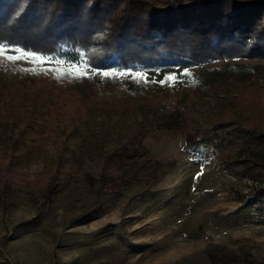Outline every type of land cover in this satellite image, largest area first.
<instances>
[{
    "label": "rangeland",
    "instance_id": "1",
    "mask_svg": "<svg viewBox=\"0 0 264 264\" xmlns=\"http://www.w3.org/2000/svg\"><path fill=\"white\" fill-rule=\"evenodd\" d=\"M149 1L163 6L174 0ZM0 54L23 67H43L44 77L64 74L80 87L122 82L137 100H151V109L89 111L72 130L65 128L66 117L28 112L42 108L37 86L4 99L0 264H214L208 255L213 246L236 253L233 264H264V197L256 194L264 178L243 172L250 170L241 164L248 150L217 153L206 146L200 154L186 146L194 127H183L181 115L152 122V103L176 99L224 121L232 134L238 127L264 133V58H213L198 65L162 60L133 71L97 69L18 45L0 44ZM234 63H250L252 74L243 67L246 80L230 79ZM146 114L152 124L143 159L151 176L99 193V181L88 182L90 176L135 168L112 150ZM20 120L34 130L13 123Z\"/></svg>",
    "mask_w": 264,
    "mask_h": 264
},
{
    "label": "trees",
    "instance_id": "2",
    "mask_svg": "<svg viewBox=\"0 0 264 264\" xmlns=\"http://www.w3.org/2000/svg\"><path fill=\"white\" fill-rule=\"evenodd\" d=\"M0 44L18 45L25 51L86 63L97 69L119 67L133 71L162 60L198 65L213 58H264V0H174L163 6L149 0H0ZM8 57L0 54V110H7L4 99L8 95L15 96L16 91L27 86L38 87V94L34 95L42 105L38 111L29 110L30 114L40 113L51 119L66 117L65 128L72 130L89 111L113 112L137 105L151 109V100L144 96L137 100L135 92L122 82H94L80 87L71 76L44 77L47 75L43 67H23ZM243 67L252 74L250 63H234L229 66V78L246 80ZM172 100L152 103V122H166L179 114L184 118L183 127H194L189 130L187 148L196 146L200 154L206 146L217 153L248 150V158L241 164L250 170L243 172L255 179L264 178L262 131L238 127L232 134L224 129V121H212V114L197 113L185 102ZM147 115L133 124L126 140L120 143L119 139L112 150L135 168H117L114 173L86 179L91 183L99 181V193H116L123 185L151 176L152 166L143 159V141L152 124ZM13 123L34 130L28 121ZM2 133L0 123V137ZM234 146L238 149H232ZM256 194L263 198L264 187L258 188ZM208 255L214 264L239 260L236 253L218 246L210 247Z\"/></svg>",
    "mask_w": 264,
    "mask_h": 264
},
{
    "label": "snow or ice",
    "instance_id": "3",
    "mask_svg": "<svg viewBox=\"0 0 264 264\" xmlns=\"http://www.w3.org/2000/svg\"><path fill=\"white\" fill-rule=\"evenodd\" d=\"M8 59H13V57L9 56ZM105 75H107V73H105Z\"/></svg>",
    "mask_w": 264,
    "mask_h": 264
}]
</instances>
